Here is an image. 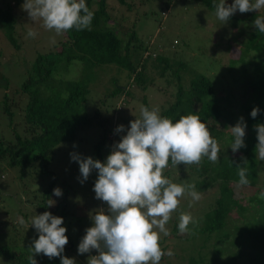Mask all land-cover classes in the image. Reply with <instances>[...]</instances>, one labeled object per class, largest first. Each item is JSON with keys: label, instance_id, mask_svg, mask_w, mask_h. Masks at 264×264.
I'll list each match as a JSON object with an SVG mask.
<instances>
[{"label": "trees", "instance_id": "16d2710c", "mask_svg": "<svg viewBox=\"0 0 264 264\" xmlns=\"http://www.w3.org/2000/svg\"><path fill=\"white\" fill-rule=\"evenodd\" d=\"M107 1L97 0V8L92 9L91 0H87V6L94 12L90 30H69L65 33L68 36L67 42H61L59 49L46 58L38 57L19 92L16 91L26 95L28 99L21 115V120L26 125V136L23 138L14 126L16 116L10 108L12 104H8L7 97H4L3 112L8 116L14 141L5 144L0 138V160L5 162L6 167L16 168L20 180L30 173H34L36 179L48 173L55 148L62 142H72L81 130L89 128L98 120V111L85 114L83 107L93 80V69L99 65L115 64L125 69L132 86L140 91L154 85V78L147 72L148 67H151L168 86L175 85L172 100L163 108L161 116L175 122L181 115L196 114L210 132L215 123L222 125L221 129L211 134L219 143L224 139L232 142L228 125H234L231 117H224L225 109L222 106L227 95L217 92L216 84L210 78L182 60L161 56L157 48L151 49L140 43L133 27L125 33L122 40L117 29L109 26L112 17L108 12ZM114 1L125 8L133 3L130 0ZM198 1L213 13L214 3H219V0ZM257 16L263 15L253 14L243 19L246 24L242 27L245 43L241 49L240 42V52L237 54L245 71L251 69L247 78L242 82L238 81L241 89L234 99L245 116L248 133L244 138L246 147L235 153L230 151L220 154V160L215 164L207 158L199 166L181 164L176 168L169 163L163 173L174 183L195 184L201 194L210 193L211 196L205 209L194 216L198 223L190 226L191 234L185 239L191 244L187 264H264V198H261L264 179L259 176L254 129V125L264 124V33H260L254 26ZM0 20L5 24L8 39L15 44L12 37L15 24L13 14L9 10L0 9ZM230 20L236 21L234 16ZM75 63L81 66L78 77H73L74 81L63 80L58 75L59 71L68 73ZM126 88L116 86L109 96L121 94L125 98L135 97ZM231 97H234L233 94ZM140 100L148 107L145 98ZM253 107L260 109L256 118L250 116ZM105 134L103 131V137L96 145L97 152L100 151ZM242 157L248 161L249 184L246 186L238 184L239 177L235 167L242 163ZM260 183L261 189L258 188ZM237 187L255 190L256 194L248 199V204H243L237 197ZM53 189L54 186H51L46 190L43 211L54 214L59 210L64 221L68 214L67 190H63L62 196L57 197L54 206L48 207L47 201L52 197ZM9 231L16 232L14 235L20 233L14 224H11ZM11 241L14 242L0 247V264H29L30 243H24L23 237L19 240L11 238ZM34 258L37 264H60L58 257L50 260L40 254Z\"/></svg>", "mask_w": 264, "mask_h": 264}, {"label": "rangeland", "instance_id": "374dc122", "mask_svg": "<svg viewBox=\"0 0 264 264\" xmlns=\"http://www.w3.org/2000/svg\"><path fill=\"white\" fill-rule=\"evenodd\" d=\"M130 1L133 3L128 8L120 7L114 0L107 1L108 12L112 17L109 26L117 29L122 40L125 33L133 27L140 43L151 49L157 48L161 56L182 60L194 70L210 78L216 84L217 92L227 95L222 103L225 109L224 117H231L233 125L241 116L245 121L244 113L234 99L241 89L237 84L238 81L242 82L244 78H247L251 69L245 71L243 62L238 60L237 54L240 52V42H242L241 49L245 43L242 27L246 24L243 19L253 14L264 16V9L247 13L237 11L233 15L235 22L229 20L223 24L215 13L209 11L198 0ZM225 2L231 4L233 0H225ZM23 3L24 0H0V9L9 10L15 18L12 33L15 44L8 39L4 30L5 24L0 20V138L5 141V144L13 142L14 137L8 124V116L3 112L4 97H7L8 104H12L10 108L16 116L14 126L16 132L23 138L26 136L24 131L26 125L22 122L21 115L28 99L26 95L16 91L19 92L38 57L46 58L55 53L60 43L68 40L66 34L57 35L54 30L45 29L42 21L30 20L28 14L22 10ZM90 6L96 9L97 0H91ZM30 28L36 31L35 38L27 37ZM53 38L56 41L55 44L51 43ZM262 59L264 60V57ZM78 71L81 72V66L75 63L68 73L59 71L58 75L63 80L74 81L73 77H78ZM147 72L154 78V85L140 91L132 86L131 78L125 69L115 64L99 65L93 69V80L83 108L85 114L98 111L100 116L92 126L81 130L75 140L62 142L55 148L48 173L37 179L34 178V173H30L29 176L20 180L18 170L6 167L5 162L0 160V247L12 244L14 241H11V238L19 240L21 237L24 238V243H30L31 246L32 241L38 238V234L31 225L28 228L21 226L18 223V217L22 216L30 222L32 216L42 214L43 201L47 196L46 190L54 186L62 191L67 190L68 214L62 226L67 229L66 235L69 242L65 246L63 255L75 258L76 264H88L89 255H98L95 250L91 253L78 254L77 247L80 239L85 235V229L92 226L91 216L101 208L105 209L107 214V204L95 198L93 187L97 179L96 171L93 170L89 178L81 184L79 165L70 159V153H76L82 157L90 156L104 162L112 151L114 143L119 142L120 137L126 134L130 126L129 122L140 117V106L144 105L140 100L142 97L145 98L149 110L158 108L159 114L161 113L163 108L171 102L175 85L168 86L151 67H148ZM165 79L169 78L165 77ZM116 86L127 87L126 89L135 94V97L125 98V95L121 94L109 96ZM231 94L234 97H231ZM229 98L231 101L227 102ZM118 125H124L125 131L116 133L115 129ZM213 128L211 134L221 129L222 125L215 123ZM103 131L106 134L100 151L97 152L96 145L103 137ZM230 144L227 139L221 141L220 154L232 152ZM258 162L259 176L263 180L264 160L258 159ZM258 188H262L261 183ZM236 192L243 204H248V199L256 194L255 190L239 187L236 188ZM49 199H53L56 203L57 197L52 193ZM210 200V193L201 194V199L195 202L188 195L180 198L177 210L166 224L170 234L164 236L160 233L162 249L164 251L171 249L174 255L171 257L165 255L160 264L188 263L191 244L185 240L188 233L182 234L178 231L179 216L181 213H191L194 217L196 213L205 209ZM53 215L60 217V211L56 210ZM11 224H14L20 233L14 235L13 233L16 232H10ZM172 234L173 236H170ZM194 243L196 244L197 241ZM17 247H19L18 244Z\"/></svg>", "mask_w": 264, "mask_h": 264}, {"label": "clouds", "instance_id": "9594fccd", "mask_svg": "<svg viewBox=\"0 0 264 264\" xmlns=\"http://www.w3.org/2000/svg\"><path fill=\"white\" fill-rule=\"evenodd\" d=\"M213 6L216 17L224 24L237 11L247 13L264 9V0H233L231 4L219 0ZM21 7L30 20L42 21L45 29L54 30L57 35L69 30H90L94 18V12L85 0H24ZM253 23L260 33H264V16H257ZM36 35L31 28L27 32L28 38ZM51 43H56L54 38ZM259 112L258 107H253L250 116L256 118ZM129 125L104 162L70 153V159L79 165L81 184L93 170L96 171L95 198L107 204V214L101 208L91 216L92 226L85 229L77 247L81 255L93 250L98 253L89 255L88 264H160L165 255L173 256L171 249H162L160 233L170 234L166 224L177 210L181 197L188 195L195 202L201 199V193L195 184L172 182L163 174L164 170L169 163L178 168L181 164L199 166L204 158L214 164L220 160L218 140L196 114L181 115L174 122L161 116L158 108L149 110L141 105L140 117L131 120ZM246 127L242 116L234 126L228 127L232 136L229 147L233 153L246 147ZM254 129L255 151L258 159L264 160V124L254 125ZM124 131V125L115 129L116 133ZM241 161L235 166L238 184L246 186L249 184L248 161L243 157ZM53 195L61 197L62 190L54 188ZM261 198H264V192ZM54 203L48 199L47 206H54ZM18 223L27 228L31 225L38 234L28 248L29 264H37L34 256L40 254L50 260L58 257L60 264H76L75 258L63 255L69 241L62 217L45 211L32 216L30 222L20 216ZM197 223L191 213H181L178 231L191 234L190 226Z\"/></svg>", "mask_w": 264, "mask_h": 264}]
</instances>
